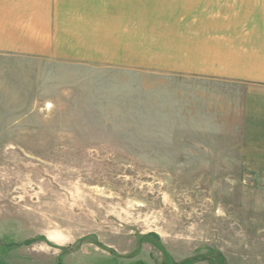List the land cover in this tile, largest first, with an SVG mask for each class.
<instances>
[{
    "label": "rangeland",
    "instance_id": "obj_1",
    "mask_svg": "<svg viewBox=\"0 0 264 264\" xmlns=\"http://www.w3.org/2000/svg\"><path fill=\"white\" fill-rule=\"evenodd\" d=\"M213 6L0 20V264H264V131Z\"/></svg>",
    "mask_w": 264,
    "mask_h": 264
},
{
    "label": "crops",
    "instance_id": "obj_2",
    "mask_svg": "<svg viewBox=\"0 0 264 264\" xmlns=\"http://www.w3.org/2000/svg\"><path fill=\"white\" fill-rule=\"evenodd\" d=\"M203 1L215 4L207 12L221 19V26L212 34L220 35L221 49L230 58L225 63L228 69L224 66L225 78L252 85H245L247 91L242 92L247 115L244 131H264V0H0V20L53 17L55 3Z\"/></svg>",
    "mask_w": 264,
    "mask_h": 264
},
{
    "label": "bare ground",
    "instance_id": "obj_3",
    "mask_svg": "<svg viewBox=\"0 0 264 264\" xmlns=\"http://www.w3.org/2000/svg\"><path fill=\"white\" fill-rule=\"evenodd\" d=\"M52 242H54V240H52V238L50 239Z\"/></svg>",
    "mask_w": 264,
    "mask_h": 264
}]
</instances>
